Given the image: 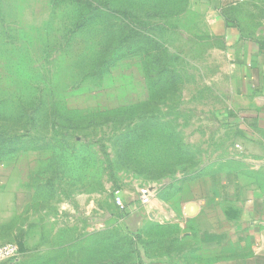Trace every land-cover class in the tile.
Returning a JSON list of instances; mask_svg holds the SVG:
<instances>
[{
    "label": "rangeland",
    "instance_id": "374dc122",
    "mask_svg": "<svg viewBox=\"0 0 264 264\" xmlns=\"http://www.w3.org/2000/svg\"><path fill=\"white\" fill-rule=\"evenodd\" d=\"M87 1L0 0V132L17 140L0 161V245L20 252L10 264L154 256L138 189L163 198V183L199 172L230 138L219 120L232 70L210 0ZM231 11L264 35V0ZM115 189L134 198L128 213Z\"/></svg>",
    "mask_w": 264,
    "mask_h": 264
},
{
    "label": "crops",
    "instance_id": "0c3cea01",
    "mask_svg": "<svg viewBox=\"0 0 264 264\" xmlns=\"http://www.w3.org/2000/svg\"><path fill=\"white\" fill-rule=\"evenodd\" d=\"M237 5L210 0L209 8V27L223 38L232 70L219 120L230 138L199 172L163 183V198L155 187L154 211L153 199L146 207L158 230L154 256L139 264H264V35L240 25L231 11ZM124 200L129 208L134 198Z\"/></svg>",
    "mask_w": 264,
    "mask_h": 264
},
{
    "label": "trees",
    "instance_id": "16d2710c",
    "mask_svg": "<svg viewBox=\"0 0 264 264\" xmlns=\"http://www.w3.org/2000/svg\"><path fill=\"white\" fill-rule=\"evenodd\" d=\"M84 3H86L87 7L90 9L93 7L92 4L88 3L87 0H84ZM88 20L86 18H81V19H78L77 23H76V26L79 27L81 26L83 23H86ZM130 23H133L132 21H129L128 20V24ZM136 28L135 26H131V29L130 31H135ZM130 36H125L123 37V39H121L119 42H118V45L116 46V49L114 51L111 52L110 56L109 57H104L100 60L99 64L97 65V68L98 69H108L109 68V64L108 62L110 60H112L113 62L116 61L117 59H119L118 56H115V52L117 51H120V46L125 43L128 39H129ZM107 71V70H106ZM146 84H147V88H148V91L150 93V89L152 88L150 86V82H148L146 80ZM80 128V127H78ZM4 133H1L0 132V161H5L6 159L12 157V155L10 156V153H14L15 151H11L9 149V146L13 145V142L14 141H17L15 138H10L8 139L7 137H4ZM10 156V157H9ZM14 156V155H13ZM123 212L125 213H128V209L127 207L123 210ZM101 238V237H100ZM19 251V250H18ZM19 255H20V252H19ZM97 256V255H96ZM136 258H138L136 256ZM84 262H85V259H84ZM86 262L87 263H92V264H139L140 261L138 262H130L128 261V259H125V258H121V257H117V258H113V257H88L86 259ZM5 263H16V262H13V261H6Z\"/></svg>",
    "mask_w": 264,
    "mask_h": 264
},
{
    "label": "built area",
    "instance_id": "2783aa9c",
    "mask_svg": "<svg viewBox=\"0 0 264 264\" xmlns=\"http://www.w3.org/2000/svg\"><path fill=\"white\" fill-rule=\"evenodd\" d=\"M233 4H238L244 0H230ZM138 202L143 206H148L153 197L154 193L149 187H141L138 189ZM113 203L119 210L126 208L124 200V193L120 189H115L112 193ZM19 260V251L14 244H2L0 245V263L6 261L17 262Z\"/></svg>",
    "mask_w": 264,
    "mask_h": 264
}]
</instances>
